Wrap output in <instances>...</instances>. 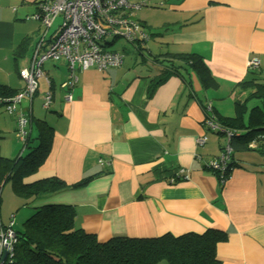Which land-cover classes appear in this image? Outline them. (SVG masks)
Segmentation results:
<instances>
[{
	"label": "crops",
	"instance_id": "0c3cea01",
	"mask_svg": "<svg viewBox=\"0 0 264 264\" xmlns=\"http://www.w3.org/2000/svg\"><path fill=\"white\" fill-rule=\"evenodd\" d=\"M38 1L0 0V86L11 91L24 87L18 72L29 66L41 37L40 22L29 17ZM146 1L148 6L134 15L151 34L139 55L130 47L120 66L80 71L71 102L62 100L59 86L65 62L46 61L50 107L41 106L43 79L31 101L22 97L18 103L30 113L31 138L35 119L53 129L46 158L27 180L56 176L71 185L90 177L78 188L39 195L27 205L73 206L75 226L98 242L215 228L226 233L216 245L219 264H264V143L236 149L232 160L238 164L223 182L204 163L219 154L224 135L207 133L203 146L195 144L205 132L206 103L216 116L232 117L229 105L245 99L252 84L264 85V0ZM156 12L160 19L154 18ZM61 19L53 20L47 35ZM178 52L201 56L215 85L203 88L193 74L186 81L170 73L149 95L152 82L163 75L154 56ZM254 56L259 65L252 69L248 60ZM245 81L246 90L237 87ZM26 142L17 138L15 114H7L0 103V155L13 158ZM182 168L187 179L176 178Z\"/></svg>",
	"mask_w": 264,
	"mask_h": 264
},
{
	"label": "trees",
	"instance_id": "16d2710c",
	"mask_svg": "<svg viewBox=\"0 0 264 264\" xmlns=\"http://www.w3.org/2000/svg\"><path fill=\"white\" fill-rule=\"evenodd\" d=\"M147 6L146 1V6L144 7ZM159 6H163V3ZM134 15L132 19L144 28L149 38L144 42L137 41L138 39L134 42L130 40L124 41L130 44L134 50L133 54L139 55V53L146 49L151 34ZM115 38L107 37L104 44H112ZM125 50L123 47L119 50H112L122 52L124 57L120 64L111 67H117L123 63L126 53H129V51ZM154 58L153 61H156L163 67V75L152 82L149 87V95L153 93L158 85L166 80L170 73L177 74L181 78L186 79V81L189 80V75L193 74L203 88L215 85L204 60L194 52L167 53L161 56H154ZM92 67L97 68L95 66ZM80 71L83 70H77V73ZM49 79L51 78L49 77ZM237 87H240L241 90L248 88L246 87V81L238 83ZM249 88L245 99L235 100L236 113L232 117L216 116L223 126L232 129L229 144L232 147L233 154L238 148L250 149V142L258 134H264V85L255 83ZM49 89L51 91L52 103V80ZM73 89L71 90L72 94ZM45 90L41 92V106L43 103L42 95ZM37 91L33 93L30 101ZM63 92L64 90H62V100L64 101ZM14 93L15 91L9 90L4 85L0 86V97H10ZM250 98L257 99L258 104L249 109L247 119L244 120L243 114L246 110V102ZM50 105L47 108L42 107L48 109ZM33 121L37 126L36 135L32 138L28 137L21 153L13 158L0 155V192L2 187L6 183H9L15 196L27 200L23 205L32 203V200L39 195L55 193L65 188H78L90 179V177H86L71 185L66 184L56 176L27 180L39 169L41 163L46 158L50 149L53 131L46 122L38 119ZM207 131L209 130H205L204 132L206 135L204 144L207 141ZM216 134L222 135V133L218 132ZM262 153L264 152L262 151ZM235 161L232 160L229 163L226 176H228L232 167L238 164ZM205 165L206 162L204 163V167L207 168ZM262 171L264 174V168ZM175 176L173 177L174 180ZM31 208L32 212L23 221L22 228L14 230L17 240L11 256L0 264H219L215 253L216 245L226 238L224 231L207 228L201 233L186 232L179 235L164 234L157 237L112 236L102 242H98L93 233L86 232L75 226V211L73 206L45 203ZM4 226L6 225L0 221V227Z\"/></svg>",
	"mask_w": 264,
	"mask_h": 264
},
{
	"label": "built area",
	"instance_id": "2783aa9c",
	"mask_svg": "<svg viewBox=\"0 0 264 264\" xmlns=\"http://www.w3.org/2000/svg\"><path fill=\"white\" fill-rule=\"evenodd\" d=\"M146 6L142 0H40L37 12L30 15L42 26L41 37L36 42L28 67L19 70V76L24 80V87L10 97H0V103L5 105L8 114L16 116V135L23 143L30 133L29 118L26 111L18 106L22 97L31 99L39 79H43L46 90L42 95V106L47 108L51 103L49 77L45 74L43 64L46 61L63 60L67 66L66 78L59 85L65 102H71V90L79 80L77 70L95 66L106 69L120 64L123 53L105 49L107 37H120L132 42H144L149 38L144 28L135 22L134 13ZM61 16V22L55 32L48 33L53 20ZM259 60L256 56L248 60L249 68H256ZM17 104V107H16ZM202 125L205 130L224 135L226 142L219 155L206 161V167L216 173L220 182L225 180L228 165L231 162L232 147L229 140L232 129L223 126L213 112L211 103L203 106ZM206 140L205 133L196 137V145L201 146ZM264 143V135L256 136L251 142ZM187 179L188 170L180 169L176 178ZM171 181H174L172 178ZM16 236L8 226L0 227V263L10 257Z\"/></svg>",
	"mask_w": 264,
	"mask_h": 264
},
{
	"label": "rangeland",
	"instance_id": "374dc122",
	"mask_svg": "<svg viewBox=\"0 0 264 264\" xmlns=\"http://www.w3.org/2000/svg\"><path fill=\"white\" fill-rule=\"evenodd\" d=\"M143 8H145V7H143ZM153 15H154L155 19H160L161 13L156 12ZM55 31L56 30H54L53 32H55ZM151 33L154 34L153 40H155V38L158 37V31L154 28L153 31H151ZM124 40L125 39L122 36L116 37L115 41L112 44L109 43V44H107L105 46V49H108V50L109 49L110 50H117L118 49L119 50V49H121L123 47V48L128 50V48H130L131 46H130V44L126 43ZM155 41H157V40H155ZM147 44H148V42H147ZM58 62H60V60L55 61V63H58ZM49 82H50V86H51V79L49 80ZM39 83L41 85V83H42L41 80L38 81L37 87H36L34 92H36L39 89ZM232 99H233V97H232ZM253 100L254 99L249 100V101L246 102V110H245V112L243 114V119L244 120L247 119V115H248L249 109L254 105L253 104V102H254ZM30 109H31V107H30ZM25 111H26L27 117L29 118L30 113L27 110H25ZM227 111H230L228 113L234 115L236 113L235 106L230 104L229 107L227 108ZM5 112H6V110H5ZM225 116L229 117L227 115H225ZM207 133H212V132L207 131ZM15 198L19 202L14 203L13 200ZM26 201L27 200L25 198H22V197H18L17 198V197H15L14 193L12 192V190L10 188L9 183H6L2 187L1 192H0V221H2L3 224L6 225V226L11 224V228H12L13 231L21 229L22 226H23L22 225L23 221L25 220V218H27L31 214L30 211L32 212V208L29 205H27V204H26L27 206L23 205ZM22 215H25L24 218H22L23 217ZM12 223H13V227H12Z\"/></svg>",
	"mask_w": 264,
	"mask_h": 264
}]
</instances>
